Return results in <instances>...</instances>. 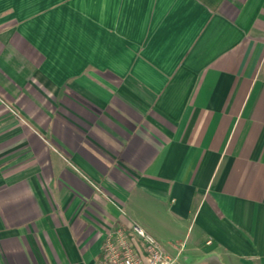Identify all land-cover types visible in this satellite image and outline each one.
Listing matches in <instances>:
<instances>
[{
  "label": "crops",
  "instance_id": "1",
  "mask_svg": "<svg viewBox=\"0 0 264 264\" xmlns=\"http://www.w3.org/2000/svg\"><path fill=\"white\" fill-rule=\"evenodd\" d=\"M133 223L264 264V0H0V264Z\"/></svg>",
  "mask_w": 264,
  "mask_h": 264
},
{
  "label": "built area",
  "instance_id": "2",
  "mask_svg": "<svg viewBox=\"0 0 264 264\" xmlns=\"http://www.w3.org/2000/svg\"><path fill=\"white\" fill-rule=\"evenodd\" d=\"M96 264H178L144 227L133 223L105 231Z\"/></svg>",
  "mask_w": 264,
  "mask_h": 264
}]
</instances>
